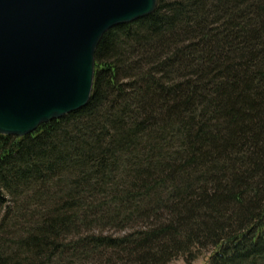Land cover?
Listing matches in <instances>:
<instances>
[{
    "label": "trees",
    "instance_id": "1",
    "mask_svg": "<svg viewBox=\"0 0 264 264\" xmlns=\"http://www.w3.org/2000/svg\"><path fill=\"white\" fill-rule=\"evenodd\" d=\"M202 251L264 264V0H157L102 37L84 108L0 135V264Z\"/></svg>",
    "mask_w": 264,
    "mask_h": 264
},
{
    "label": "water",
    "instance_id": "2",
    "mask_svg": "<svg viewBox=\"0 0 264 264\" xmlns=\"http://www.w3.org/2000/svg\"><path fill=\"white\" fill-rule=\"evenodd\" d=\"M157 0H0V135L23 138L84 108L95 53Z\"/></svg>",
    "mask_w": 264,
    "mask_h": 264
},
{
    "label": "rangeland",
    "instance_id": "3",
    "mask_svg": "<svg viewBox=\"0 0 264 264\" xmlns=\"http://www.w3.org/2000/svg\"><path fill=\"white\" fill-rule=\"evenodd\" d=\"M86 233L87 232H85L83 234H86ZM99 233H102L104 236H106V235L107 236H111V235L112 236H120V235H123L124 233H129V232L128 231L118 232L117 230L115 231V229L113 227L112 228L104 227V229L98 228L94 234H99ZM69 242H74V241L69 239ZM208 257H209V254L206 251H202V253L199 255L198 259H196L193 262L188 263L186 257H179V258H176L175 260L171 261L169 264H207Z\"/></svg>",
    "mask_w": 264,
    "mask_h": 264
}]
</instances>
